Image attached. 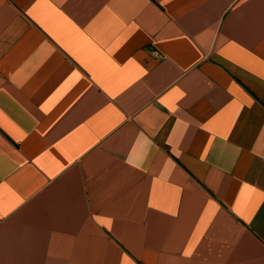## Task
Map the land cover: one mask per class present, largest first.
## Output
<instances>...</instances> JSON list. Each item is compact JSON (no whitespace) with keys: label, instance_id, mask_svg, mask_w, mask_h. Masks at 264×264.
<instances>
[{"label":"crops","instance_id":"1","mask_svg":"<svg viewBox=\"0 0 264 264\" xmlns=\"http://www.w3.org/2000/svg\"><path fill=\"white\" fill-rule=\"evenodd\" d=\"M0 264H264V0H0Z\"/></svg>","mask_w":264,"mask_h":264}]
</instances>
